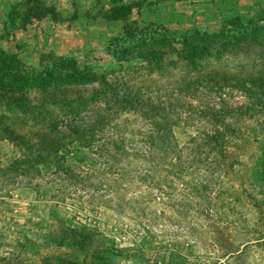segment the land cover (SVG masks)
Masks as SVG:
<instances>
[{
  "label": "rangeland",
  "instance_id": "374dc122",
  "mask_svg": "<svg viewBox=\"0 0 264 264\" xmlns=\"http://www.w3.org/2000/svg\"><path fill=\"white\" fill-rule=\"evenodd\" d=\"M85 1L65 3L61 20L60 0H0V56L30 76L76 61L95 78L117 81L119 89L144 92L141 102L167 113L150 120L118 111L110 116L113 124L88 135L93 143L61 151L59 167L15 171L13 164L27 155L0 142V264H264V189L254 181L264 155V111L255 112L236 80L264 71V63L255 54L206 62L195 79L213 72L232 80L218 95L207 88L192 93L187 87L194 81L177 57H166L165 68L154 73L141 61L116 58L133 46L115 44L125 40L117 28L84 44L65 34L77 29L73 18L90 20ZM246 1L255 6L240 20L264 19V0ZM96 12L102 17L103 10ZM63 21L71 24L63 28ZM233 21L225 20L222 33ZM171 30L141 29L137 41H166L181 50L185 41L208 37ZM172 62L179 66L169 67ZM29 95L40 107V93ZM99 107L72 115L91 121ZM204 108L221 118L198 117ZM246 108L253 113H242ZM0 116L21 119L3 109ZM207 137L219 142L204 146Z\"/></svg>",
  "mask_w": 264,
  "mask_h": 264
},
{
  "label": "trees",
  "instance_id": "16d2710c",
  "mask_svg": "<svg viewBox=\"0 0 264 264\" xmlns=\"http://www.w3.org/2000/svg\"><path fill=\"white\" fill-rule=\"evenodd\" d=\"M130 15L131 8H118L100 16L108 22H124L125 40H118L115 44L134 46V48H130L133 46L121 48L115 54L116 58L123 57L122 60L124 59L127 63L141 61L154 73L165 68L166 63L163 64V62L166 57H177L179 63H182L189 71L191 81H194L187 87L189 89L191 86L192 93H199L207 88L209 93L218 95L232 80L213 72H202L203 76L200 80L195 79V76L200 75L201 67L206 62L213 63L229 55L255 54L264 63L263 18L257 22L252 20L247 24L240 18H236L227 25L229 28L227 27L228 29L226 28L223 33L205 39L196 38L193 41H185L181 44V50H178L174 44H167L166 41L156 45L147 44L141 39L137 41V36L142 37L143 33L136 25L128 24ZM164 47L168 49V53H165ZM134 53L137 54L134 55ZM179 63L172 62L167 65L179 66ZM129 70L123 72L127 77L132 73V69ZM236 80L243 83L239 85V93L242 92L247 99L253 100L252 106L255 104L254 106L257 107L255 112L264 111V71L245 76L243 81ZM31 91L40 93V107H34L30 102ZM143 93L132 87L119 89L117 81L111 83L105 76L101 79L95 78L90 73L82 71L78 63L73 60L54 66L39 75L30 76L16 71L9 58L0 56V110L21 115V119L13 121L0 116V142H9L27 155L13 164L12 168H15V171H18V168L21 171L26 169L33 171L39 165L59 167L64 160L61 151L78 142L86 145L90 141L88 135L92 137L96 132L109 127V123L113 124L110 116L118 111L150 120L153 115L158 117L159 113H167V110L156 108L149 102H141L140 100L145 97ZM94 105L100 106L94 120L87 121L72 115ZM57 111L64 113L65 116L60 118L54 115ZM192 112L194 111L189 110V115ZM241 112L251 113L252 111L246 108ZM195 115L198 113L195 112ZM199 115L198 117L207 115L217 121L222 113L208 108ZM202 141L207 142L203 144L204 146L217 145L219 139L207 137ZM254 169V177H256L254 181L264 189V155L257 161Z\"/></svg>",
  "mask_w": 264,
  "mask_h": 264
},
{
  "label": "crops",
  "instance_id": "0c3cea01",
  "mask_svg": "<svg viewBox=\"0 0 264 264\" xmlns=\"http://www.w3.org/2000/svg\"><path fill=\"white\" fill-rule=\"evenodd\" d=\"M68 1L60 0L59 6H57L56 12L61 20L66 16L63 7ZM85 2L89 5L87 18L90 20L73 18L72 23L74 27L77 26V29L65 31V34L69 36L74 35L73 38L79 40L81 44L87 42V39L96 38L98 34H111L114 28H117L119 35L123 34L125 23L108 22L101 19L96 14L99 9L106 13L118 8H131L128 24L136 25L140 29H153L155 26L162 25L169 31H172V28L191 38L219 35L223 31L225 20L240 18L243 12L253 9L255 6L254 3L246 0H86ZM68 8L70 9V7ZM73 14H76L75 11ZM59 24L64 28L71 23L63 21ZM85 25H88L90 30L83 31ZM97 28L99 29L96 30Z\"/></svg>",
  "mask_w": 264,
  "mask_h": 264
}]
</instances>
